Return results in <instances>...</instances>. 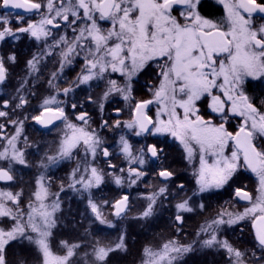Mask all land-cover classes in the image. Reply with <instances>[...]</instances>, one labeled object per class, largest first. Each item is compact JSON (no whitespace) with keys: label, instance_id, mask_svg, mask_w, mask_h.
<instances>
[{"label":"snow or ice","instance_id":"obj_1","mask_svg":"<svg viewBox=\"0 0 264 264\" xmlns=\"http://www.w3.org/2000/svg\"><path fill=\"white\" fill-rule=\"evenodd\" d=\"M219 3L225 12L222 23L201 15V0H0V9L5 10L0 15V42L8 38L19 41L21 34H28L37 41L43 39L44 50L33 54L26 62L27 77H38L41 60L59 50L60 68L52 73L48 81L50 86L65 66L71 65L76 58L82 59L76 83L88 84L107 78L102 101L113 94L130 101L134 79L154 67L156 82L148 89L150 98L135 102L130 120L116 119L114 124L102 120L101 129L126 128L135 136L168 135L178 140L189 161L198 158L199 167L195 173L198 193L229 185L240 169L254 173L258 179L255 197L240 188L235 189V196L251 207L235 215L220 212L204 229L209 238L203 241V246L223 248L228 253L229 264H247L246 253L227 240H219L216 232L220 225L249 218L260 252L257 256L253 251L252 260L254 264H264V105L257 107L244 89L247 78H264V24L254 23L256 16L264 18V0H219ZM177 11L178 16L174 15ZM33 15H39L40 19L31 20ZM11 17L24 26L13 28ZM104 23L108 26L104 27ZM61 29L63 33L56 35ZM6 59L15 63L16 56L13 53ZM6 59L0 56V84L8 74ZM114 74L119 79L110 78ZM27 77L21 81V89L29 82ZM71 91V88H64L45 98L39 113L30 117L44 128L62 120L68 129L57 154L47 156V163L41 164L45 169L70 159L73 149L78 147L83 148L85 161L91 156L94 162L98 153L105 158L110 156L97 131L81 126L88 125L90 117L86 113L76 116L80 124L69 121L65 102L57 97L68 96ZM14 99L17 101L14 107L9 100H3L0 106L11 108L14 113L28 103L24 96ZM88 101L95 103L91 97ZM103 107L100 103L101 111ZM71 108L75 110L77 104L72 103ZM153 108L154 115H150ZM114 111L119 116L123 109ZM0 118H5L15 128L9 136L4 132L7 125L0 123V141H4L0 162L6 165L0 166V181L12 182L15 166L28 164L24 151L18 146L24 120L10 119L7 110H0ZM232 121H237L234 128ZM24 140L26 143L27 137ZM118 148L129 164L126 173L120 168L116 174V165L109 162L118 186L125 180L129 186L136 184L145 175L142 169L146 153L158 158L160 151L156 145H148L146 152L141 149L133 154L132 145L124 135L120 136ZM173 175L167 169L159 171L158 176L165 186L147 197L149 203L143 217L153 214L157 197L168 192L166 185ZM103 179V170L86 163L83 168L78 165L73 170L68 185L77 193H88L91 212L101 225L106 222L99 206L91 199V189L98 188ZM49 187L44 175L38 176L34 190L23 205V189L0 191V219L8 221L6 226L0 227V264H7L6 246L13 241H26L34 246L40 254V264H73L72 258L80 244L61 241L63 255L55 254L50 246L61 201L58 196L51 198ZM179 190H183V185ZM190 200L188 197L175 205L176 222H183L182 213L193 211ZM127 201L125 195L111 205L115 216L122 215ZM123 239L121 236L115 248L102 246L97 240L92 247V264H105L110 252L124 247ZM191 250V246L178 245L175 241L164 243L158 251L145 248V264H173L177 257Z\"/></svg>","mask_w":264,"mask_h":264},{"label":"flooded vegetation","instance_id":"obj_2","mask_svg":"<svg viewBox=\"0 0 264 264\" xmlns=\"http://www.w3.org/2000/svg\"><path fill=\"white\" fill-rule=\"evenodd\" d=\"M4 11L5 10L0 9V15H3ZM200 13L204 17L217 23H222L225 16L223 5L219 3V0H201ZM174 15L178 16L179 12H174ZM11 19L13 28L24 26L18 24L15 20V17H11ZM30 19L33 21H38L40 17L39 15H33L30 17ZM254 23L257 26L264 24V18L256 16L254 18ZM103 26L107 27L108 25L107 23H104ZM63 31L64 30L61 29L55 34H62ZM68 31L70 35V30ZM1 44H7V56L13 53L16 56L15 63L10 62V70H8L7 74L9 88L13 91L11 101L16 103L17 101L14 99V97H17L18 95L21 96L20 94L23 91L31 94L45 92V95L41 98V102L39 103L41 106L43 100L46 98L47 93L56 91L62 92L64 88H71V92L74 93L72 96L63 98V95H60L57 97V99L65 102V112L68 115L70 122L80 124V122L76 120V116L81 113H86L87 116L90 117L88 120V125L81 126L95 129L102 138L104 146L108 147L110 152V156L108 158L102 156L104 159L103 161L98 158V161L101 164H104L106 161L110 162L111 164H114L112 162L119 161L118 158L116 159L114 156H112V150H117L114 146V143L115 145L117 144L116 146L118 148V142L122 134L127 135L129 138L128 141L132 145V149L135 150L136 154H138L141 149H145L146 152L148 145H156L157 149L160 150L158 153V158L150 157V154L146 153V165L143 166V168L146 169L148 174L151 171H155L157 176L161 169H167L174 174L170 181L167 182L166 186L168 192L164 196H158L154 205L157 207L162 203L168 206L170 219L168 233L171 238H173V240L176 239L175 237L181 236L185 240V238H187L192 232L198 234L200 237V242L203 244V241L209 238L204 229H206L207 225L210 224L212 220L217 219L220 212L224 211L226 213H232L235 215L237 213H242L246 207H251L247 201L239 200L235 196V189L240 188L241 190L247 191L253 195V197H255L257 194L256 189L258 187V179L254 173H251L248 170L240 169L229 182V185H225L221 189H209L206 192L198 193L195 175L196 170L199 167L198 158L193 161H189L186 158L183 147L180 145L178 140L168 135H141L131 137L130 130L125 128L118 129V131H120L117 136H111L108 132V130L111 128L105 130L101 129L100 125L102 120H107L109 124H114L116 119H120L121 121L130 120L131 114L129 118H126V113L128 114V112L131 111V108L134 107L135 102L150 98V92L148 89L156 82L154 67L144 71L134 79L132 99L130 101H124L121 96L116 94L109 96L106 101H102L101 97L103 96V93L107 87V78L104 80H92L88 84L77 85L76 83L77 77L80 75L81 68L83 66L82 59L76 58L72 61L71 65L65 66L58 77L52 80V85L50 86L48 81L52 79V73L59 71L60 68L59 61L61 57L59 55V50L56 51L55 55L48 56L41 60L38 77L36 75L27 77L26 62L32 58L33 54H39L44 50L45 44L43 39L37 41L34 38H30L28 34H21L19 41H13L11 38H8L7 40L0 42V45ZM26 77L29 82L24 86L23 89H21V81ZM110 78L119 79V77L115 74ZM18 89H20L19 92L17 91ZM244 89L245 93L253 99V102L257 107L264 105V78H247ZM94 94H100L102 96L97 99L94 98ZM89 97H91L95 103H90L88 101ZM72 103L77 104V108L75 110L71 108ZM100 103L104 104L103 111H101L99 108ZM116 108L123 109L119 116H117L114 111ZM262 110H264V108H262ZM154 111L155 109L153 108L152 112L149 114L154 115ZM236 123L237 121H232L233 128L235 127ZM38 127L42 131L49 132L52 137L56 136L58 148L65 133L68 131L65 126V122L62 120L57 121L49 128H41L39 125ZM120 156L123 159L121 154ZM86 163L90 166H93L94 162L92 161V157L89 156L87 161H85L83 148L78 147L73 149L72 157L70 159H64L58 162L59 166L56 168V173L53 178H50V176H44L46 185H50L51 188L70 189L68 185L71 182L73 170L76 169L78 165L83 168ZM125 168V172H127L128 168ZM41 174L42 173L40 172L32 177V184L34 188L35 180ZM55 179L58 181H55ZM159 180L160 182H156L149 186V188L154 191V193H157L161 187L165 186V182H163L160 177ZM180 185H183L182 191L179 190ZM76 187L80 186L77 185ZM193 193L197 194L193 195ZM188 197H191V200L189 201L190 206L193 208V211L191 212L195 211V206L199 207L201 215L198 223H195L194 220V224H192L190 221L191 212L182 213V223L175 221V216L177 214L175 205L181 200L187 199ZM86 202H88V198L86 199ZM201 204L203 205L202 208L200 207ZM224 219L227 220L228 216L225 215ZM216 235L219 240H227L228 243L234 248L245 252L246 255L244 260L247 262V264H254L251 256L253 251H256L257 256L260 255L255 241L254 230L249 218H245L244 220L238 221L237 223L231 225H220ZM188 240L184 242L186 246H190L187 245V243L189 244L191 242ZM191 248V252H194L197 249L195 246H191ZM198 250L199 252L202 251L203 253L209 250L211 253H213L214 258V260L209 263L203 261L200 264H229L228 253L221 247L209 248L202 245L198 247ZM224 251L226 257L228 258L225 263L222 262V254Z\"/></svg>","mask_w":264,"mask_h":264},{"label":"trees","instance_id":"obj_3","mask_svg":"<svg viewBox=\"0 0 264 264\" xmlns=\"http://www.w3.org/2000/svg\"><path fill=\"white\" fill-rule=\"evenodd\" d=\"M0 56L5 59L8 57L7 44L0 45ZM6 66L8 67V70H10V62H7V59ZM0 87L4 88V90L0 92V105H2L3 100H9L11 106L14 107L10 97L13 94V91L9 88L7 78L3 84H0ZM27 94L28 103L23 109H17L13 113L11 108L4 109L0 106V110L9 111L10 119L24 120L25 126L23 133L28 136L27 139L30 141V145H32L31 148L30 146L27 148L25 154V158L28 162L27 166H23L22 171L16 173L17 167L20 166L16 165L14 181L6 183V185L10 183L13 185L16 182H20L19 186L24 190L22 205L27 203L31 192L34 190L32 177L42 171H46V173L48 172L49 167L44 169L41 167V164L47 162V154L55 152L58 149L56 136L52 137L49 132L40 130L35 121L30 119L31 116L39 113V103L41 102V98L45 95V92ZM97 96L100 97L101 95ZM25 117H28V119H25ZM0 123L7 125L4 130L6 135L15 131V128L12 127L5 118H0ZM108 132L111 136H117L119 134L118 129H109ZM95 160L94 163H97L96 165L98 168L105 167V169H103L105 178L102 182V186H99L98 188L95 187L91 190V199H93L94 203L96 202L98 205L104 206L105 201L109 202L113 198L116 199L123 190H126V188L114 183L113 170L109 168L108 161H106L105 166H103L104 164H101L98 161V158ZM103 160L104 159L102 158V161ZM114 165H116L117 169L116 174H119L118 169L122 168L123 164L118 161L115 162ZM0 166L6 165H3L2 162H0ZM51 173L55 176L56 170ZM148 176L149 174L146 177ZM145 182L146 181L143 183ZM155 182H160L157 174H155V176L152 175L151 178V183ZM127 189L130 190L129 195L132 196L131 200L128 197L129 201L127 207L122 215L118 217L121 218L120 221H116L118 224L112 228L107 225H101L99 221L95 220L90 206L88 202H86V199L88 198L87 193L81 194L72 189H68L61 191L58 195L56 194L58 197L67 199V202L62 204V209L57 214L58 225L52 230L51 242L54 251L61 252L64 250L61 247V241H67L69 244H77L81 242V247L72 258L73 264H92L93 257L91 253L95 242L98 240L100 244L105 247L113 246L117 242V238L120 237L122 231H124L126 244L123 248L124 250L110 252L105 264H138L145 259L144 249L147 246L150 247V245H156L157 247L158 245L161 247L166 243L168 241V227L170 220L168 206L162 203L157 207L154 206L153 214L145 218L143 217L142 212L147 207V202L138 199L137 195L139 193L137 187L134 185ZM55 193L56 191H53L51 195L55 196ZM111 213L115 216L113 210ZM200 215L199 207L195 206V211L191 212L190 215V221L192 224H194V220L195 223H198ZM193 238L194 237L191 235V242L194 240ZM200 246L202 245L197 246V249L194 252H191L189 256H185L182 260V264H200L203 261L208 263L213 261V253L209 250L204 253L202 251L199 252L198 247ZM85 253H88L89 255L85 256ZM5 258L7 264H40L41 260L40 254L36 251L35 247L28 245L26 241H13L6 246ZM227 260L228 258L223 252L222 262L225 263Z\"/></svg>","mask_w":264,"mask_h":264},{"label":"rangeland","instance_id":"obj_4","mask_svg":"<svg viewBox=\"0 0 264 264\" xmlns=\"http://www.w3.org/2000/svg\"><path fill=\"white\" fill-rule=\"evenodd\" d=\"M7 67V66H6ZM8 68V67H7ZM4 90V88L3 87H0V92L1 91H3ZM58 91H56V92H52V93H47V95H46V98L47 97H49V96H52V95H55L56 93H57ZM16 94V93H15ZM29 94H31V93H29ZM74 93L73 92H70L69 94H68V96H63V98H65V97H70V96H72ZM21 96H24V97H26L27 98V96L26 95H28L26 92H22L21 94H20ZM97 95H100V94H94V98H100V97H98ZM12 96V95H11ZM10 96V97H11ZM28 99V98H27ZM15 103L13 102V105H14ZM39 108H41V106L39 105ZM40 110V109H39ZM105 111V110H104ZM130 114H131V111L130 112H128V114L126 113V118H129L130 117ZM128 121V120H127ZM122 122H123V120H122ZM24 126H25V124H23V126H22V133H21V136H20V139H19V142H18V146L24 151V153L26 154V151H27V148L30 146V148H31V146L32 145H30V141L27 139V142L25 143V140H24V137H28L26 134H24L23 133V131H24ZM12 127H14L13 125H12ZM126 129V128H125ZM12 130V129H11ZM128 130V129H127ZM13 131H14V129H13ZM120 131V130H119ZM123 132V131H122ZM129 132V131H128ZM14 132H10L8 135L10 136V135H12ZM123 135V134H122ZM125 137H126V139L127 140H129V138L127 137V135H124ZM130 136L131 137H136L131 131H130ZM129 142V141H128ZM4 144V141H0V150H2V145ZM117 145V144H116ZM115 145V143H114V146L116 147V151H114V150H112V156H114L116 159L118 158V160L119 161H121L122 162V168L125 170L126 168L125 167H127V168H129V166H128V162L125 160V158L123 157V159H122V157L120 156V152H119V148H117V146ZM29 148V149H30ZM133 150V154H136V152H135V150L134 149H132ZM57 154V150L55 151V152H52V153H49V154H47V156H54V155H56ZM96 158H99V159H101L102 160V158H101V154H97V156H96ZM96 161V160H95ZM94 161V162H95ZM47 163V162H46ZM112 163H114L115 164V162H112ZM97 163H94L93 164V166H95V167H97L98 168V166L96 165ZM108 164H109V162H108ZM145 165H146V163H145ZM144 165V166H145ZM59 166V164L57 163V164H54V165H51L50 167H49V170H48V172L46 173V171H42L41 173L44 175V176H46V177H48V176H50V178H53V174L51 173L52 171L53 172H55V170H56V168ZM103 166H105V162H104V165ZM22 168H23V166H19V167H17V170H16V173H20L21 171H22ZM45 169V168H44ZM98 169H105V167H99ZM143 171H144V173H145V175L139 180V181H137V183L136 184H134V186L135 187H137V191H138V195H137V197H138V199L139 200H143V201H146L147 202V205H148V203H149V201H148V199H147V197H149V196H151L153 193H154V191H152L150 188H149V186L151 185V184H154V183H151V178H152V175L153 176H155V174H157L155 171H151L150 173H149V176L148 177H146L147 175H148V173L146 172V169L145 168H143ZM126 173V172H125ZM118 174V173H117ZM146 177V178H145ZM104 178H105V176H104ZM104 180V179H103ZM146 181L145 183H143L144 181ZM55 181H58V180H56L55 179ZM20 183V182H19ZM19 183H15V184H13V185H11L12 183H10V184H8V185H6V183H3V182H1L0 183V191H12V192H17V191H19L20 189H21V186H19ZM156 183V182H155ZM100 186H102V184L100 185ZM121 186H123V187H125L126 188V190H123L122 191V193L121 194H119V196L116 198V199H112L111 201H109L107 204H105L104 203V206H101V205H98L96 202V204L99 206V210H100V212H101V214H102V218L105 220V224H103V225H107V226H110L111 228L112 227H114L116 224H118V222H116V221H120V219L121 218H118L117 216L115 217V216H113L112 215V210H113V213L115 214V209L113 208L112 209V206L111 205H113V204H115V202L117 201V200H120V199H122V197L123 196H125V195H127L129 198H130V200H131V197L132 196H130L129 195V192H130V190L129 189H127L128 187H132L133 185H131V186H129V183H128V181L127 180H125V182H124V185H121ZM93 188H95V187H93ZM61 189L62 188H51V187H49V193H50V195H51V193L53 192V191H56V193H55V196L54 195H51V198L52 199H55L57 196H56V194L58 195V193L60 194L61 193ZM71 189V188H70ZM64 190H68L67 188H63V191ZM59 198V200L61 201V209H62V204L63 203H66L67 202V199H65V198H61V197H58ZM128 201H129V199H128ZM128 201H127V203H128ZM146 209V208H145ZM144 212V211H143ZM142 212V213H143ZM57 214H58V212L56 213V217H57ZM7 223H8V221H6V220H2V219H0V227H4V226H6L7 225ZM56 225H58V218H57V223H56ZM55 229V227L52 229V230H54ZM192 235V237H194L193 239L194 240H192V242H190L189 244L187 243V245H190V246H199V245H203L201 242H200V237L198 236V234L197 233H191L188 237H189V240H188V237L187 238H185V240H184V238L181 236V237H175L176 239L175 240H173V238H171V236L170 235H168V241H175L178 245H183V246H186L185 245V241H190V236ZM121 236H123V244H124V247H125V232L124 231H122V233H121V235H120V237ZM52 237V236H51ZM120 237H118L117 238V242L113 245V246H108V247H111V248H115V245L117 244V243H119L120 242ZM167 241V242H168ZM182 242V243H180V242ZM77 244H82L81 242L80 243H77ZM149 245V244H148ZM50 246H51V249H52V251L55 253V254H57V255H63L64 254V250L63 251H61V252H56V251H54V249H53V245H52V242H51V238H50ZM62 247V246H61ZM123 247V248H124ZM162 247V246H161ZM161 247H159L158 245H157V247H156V245H150V247L149 246H147L146 248H150L151 250H153V251H158ZM123 248H121V249H116V250H124ZM63 249V248H62ZM79 249H77V251H78ZM192 251V250H191ZM190 251V252H191ZM224 253H225V251H224ZM144 254H145V252H144ZM191 253H189V252H187V253H184V254H182L181 256H179V257H177V259L173 262V264H182L183 263V259H184V257L185 256H189ZM173 255H175V254H173ZM108 258V257H107ZM147 259V257L145 256V259L143 260V261H140L138 264H145V260Z\"/></svg>","mask_w":264,"mask_h":264},{"label":"water","instance_id":"obj_5","mask_svg":"<svg viewBox=\"0 0 264 264\" xmlns=\"http://www.w3.org/2000/svg\"><path fill=\"white\" fill-rule=\"evenodd\" d=\"M57 121H59V120H57ZM57 121H54L53 124L56 123ZM53 124L49 125L47 128H49V127L52 126ZM40 127H41V128H44L43 126H40ZM0 182L8 183L7 181H0Z\"/></svg>","mask_w":264,"mask_h":264}]
</instances>
